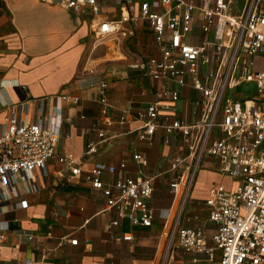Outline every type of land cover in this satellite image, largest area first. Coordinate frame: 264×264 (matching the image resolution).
<instances>
[{"label":"crops","instance_id":"obj_1","mask_svg":"<svg viewBox=\"0 0 264 264\" xmlns=\"http://www.w3.org/2000/svg\"><path fill=\"white\" fill-rule=\"evenodd\" d=\"M98 4L99 14L94 15L88 6L70 9L59 0H0V129L10 105L26 107L22 116L29 123H44L51 114L61 119L59 141L45 171L32 172L31 187L16 179V195L2 204L0 264H188L192 254L179 246L176 236L169 245V231L177 224L176 229L200 228L210 237L215 225L208 219L205 203L209 190L216 183L226 187L234 183L220 174L215 158L204 156L196 182L177 207L178 196L170 184L183 164L175 169L171 165L187 154L186 144L180 132L162 128L150 139H139L143 121L137 115L154 103L159 107V123H192L200 116L202 94L189 84L153 79L131 66L139 59L159 56L148 20L139 16L138 2L128 7L118 0H98ZM122 13L138 17L135 23L124 24L131 34L95 42V20L119 19ZM211 36L200 30L196 13L191 42L199 44ZM255 59L260 68L262 57ZM165 89L176 91L178 99L162 96ZM59 95L78 100L61 101L58 109ZM98 131H104L107 140L98 144L96 153L84 156L86 144L98 139ZM136 153L144 156L145 165L133 159ZM63 154L73 155L80 175L58 162ZM121 162L124 169L118 167ZM97 163L117 168L115 173H102L106 186L119 177H154L148 203L155 218L150 226L132 225L115 209L106 208L102 190L92 188L84 178ZM24 199L28 205L20 208ZM113 219L118 225L107 228ZM127 233L132 238L122 239ZM218 257L216 251L215 260Z\"/></svg>","mask_w":264,"mask_h":264},{"label":"built area","instance_id":"obj_2","mask_svg":"<svg viewBox=\"0 0 264 264\" xmlns=\"http://www.w3.org/2000/svg\"><path fill=\"white\" fill-rule=\"evenodd\" d=\"M59 1L70 9L88 6L94 15L100 11L98 0ZM118 2L125 7L138 2L139 16L148 20L159 51V56L139 59L131 66L153 79L171 80L181 86L189 84L203 97L200 116L192 123L179 120L159 123V107L154 103L137 115L143 121L138 128L139 139H150L157 128L167 133L178 131L182 135L187 154L171 165L175 169L183 164L170 184L173 194H180L184 202L201 161L207 155L217 160L221 175L237 182L234 189L216 183L209 190L205 203L208 219L215 225L210 237L200 228L176 229L177 224H174L167 241L171 243L177 237L179 246L192 254L188 264H264V0ZM196 13L200 14V30L212 34L199 44L190 40ZM137 19L122 13L119 19L95 20L94 41L100 43L110 36H128L131 29L124 24L135 23ZM256 56L262 57L260 68ZM243 83L255 84V98L240 101L225 96L228 88L235 89ZM100 86L104 88L106 82H100ZM161 95L172 100L179 97L176 91L169 89L163 90ZM65 100L76 103L78 97L56 96L55 107L60 109L61 101ZM100 102L106 114V100L102 94ZM9 111L0 129V215L2 204L16 195V179L31 183V187L32 172L45 171L54 156L61 126L56 114L48 115L44 123H29L22 116L26 115V107L10 105ZM97 136V140L86 144L84 156L96 153L98 144L107 140L104 131H98ZM133 159L146 164L140 153L134 154ZM57 160L73 175H80L81 169L73 155H59ZM118 167L124 169L125 162ZM116 169L115 165L97 163L84 178L92 188L102 190L107 209H115L118 217L127 219L132 225L150 226L155 218L148 203L154 177H119L112 185H104L102 173H115ZM187 175L186 189L181 192ZM18 205L26 208L28 203L24 199ZM118 223V219H113L107 228ZM131 238L130 233L122 236L124 240ZM69 242L76 244L77 239H69ZM216 251L219 253L217 260ZM200 254L203 260L198 258Z\"/></svg>","mask_w":264,"mask_h":264},{"label":"rangeland","instance_id":"obj_3","mask_svg":"<svg viewBox=\"0 0 264 264\" xmlns=\"http://www.w3.org/2000/svg\"><path fill=\"white\" fill-rule=\"evenodd\" d=\"M256 95H257V93H256V88H255V84L254 83L246 84L245 88H241V86H238L235 89L228 88L227 91H226V94H225V96L229 97L230 99H233V100L238 99L240 101H242L244 98L253 99V98H255ZM187 179H188V175H187V178L185 179V182L182 184L181 192L185 191V189H186ZM195 182H196V179H195V181H193V183H195ZM228 184H230L229 186H231V187H229L230 189H234L236 187V185H237V182H235V181H234V183H229L228 182ZM181 195H182V193H181ZM181 198L182 197L179 194L178 195V199H177V207L178 208H180L182 206V204L184 203V202H182ZM162 245H161V248H160V252L162 251V248H163ZM159 257H160L159 261H161V255H159Z\"/></svg>","mask_w":264,"mask_h":264},{"label":"bare ground","instance_id":"obj_4","mask_svg":"<svg viewBox=\"0 0 264 264\" xmlns=\"http://www.w3.org/2000/svg\"><path fill=\"white\" fill-rule=\"evenodd\" d=\"M168 242L170 243V240Z\"/></svg>","mask_w":264,"mask_h":264}]
</instances>
